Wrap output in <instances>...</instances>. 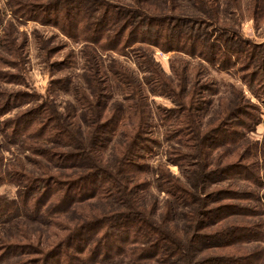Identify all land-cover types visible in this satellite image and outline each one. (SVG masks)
Here are the masks:
<instances>
[{"label": "trees", "instance_id": "trees-1", "mask_svg": "<svg viewBox=\"0 0 264 264\" xmlns=\"http://www.w3.org/2000/svg\"><path fill=\"white\" fill-rule=\"evenodd\" d=\"M4 2L0 117L18 111L0 120V186L14 187L0 191V264H264V248L242 246L264 240L255 217L260 205L264 212V155L260 166L256 145L239 129L252 125L256 105L230 85L232 95L205 121L209 86L195 76L209 64L264 93V41L241 30L244 20H264V0ZM20 18L83 47L81 80L55 85L72 98L61 109L49 97L19 109L29 93L1 85L24 82L28 37L17 29ZM39 41L44 57L53 55ZM154 47L178 55L170 74ZM127 48L140 73L114 56ZM150 94L176 106L155 115ZM162 124L174 141L166 162L179 176L148 161Z\"/></svg>", "mask_w": 264, "mask_h": 264}, {"label": "rangeland", "instance_id": "rangeland-1", "mask_svg": "<svg viewBox=\"0 0 264 264\" xmlns=\"http://www.w3.org/2000/svg\"><path fill=\"white\" fill-rule=\"evenodd\" d=\"M4 0H0V10L3 12L5 9ZM5 12V11H4ZM9 12V11H8ZM10 16V13L7 15ZM19 23L16 24L17 29L22 32H26L28 37V44L25 48V64L27 65L26 71H20L23 74L24 82L20 85H13L7 83L2 87H6L8 90H20L29 93L27 98L20 101V108L22 110H28L35 105L44 104L48 102L49 98H55L59 108L62 107L68 100H71V95L68 90H61L59 86L56 88V83L59 79L69 77L71 83L81 80V73L83 71V65L85 57L83 56V47L78 42L68 40L64 37L56 28L51 26H41L39 23L32 20H18ZM2 24H0V32L2 33ZM244 37L253 40L256 43L264 41V20L262 22H254L251 19L244 20L241 27ZM44 40L48 42V45L54 47L53 55L49 57H44L43 48L41 45ZM21 41L20 39H18ZM39 41V42H38ZM20 43V42H19ZM16 43V44H19ZM45 44H47L45 42ZM43 45V44H42ZM82 47V48H81ZM154 56L157 61H159L163 70L167 73H171L170 62L176 60V53L173 51L162 52L158 48H153ZM72 55V58H71ZM118 60L122 61V64L127 66L134 73H140L137 65L136 54L133 53L131 48H127L125 53L119 55L114 54ZM11 58V57H9ZM184 60L190 61L192 65H196L195 60H191L187 57H180ZM13 59V58H11ZM107 63L109 59H104ZM57 63V65L55 64ZM204 70L201 77V74L196 73L197 83H206V86H209V90L204 91L203 94L207 99L211 101L210 108L208 106V111L205 113L203 120L206 121L210 109H214L217 106V101L222 98L227 99L232 95L230 85L236 87H242L246 96L249 98V101L256 105V109H251L250 113L253 114L252 125H244V128H239L240 130L244 129L245 138L252 145H256L258 155V163L262 166V155H264V93L253 94L248 90L246 84L243 82L240 74H233L232 71H222L214 68L209 64H203ZM4 70H9V66H2ZM10 71L15 72L16 70L11 69ZM140 75V74H139ZM206 79V81H204ZM83 80V79H82ZM30 101V102H29ZM149 107L152 109V112L155 113L156 109H172L176 105L172 100L165 96L159 95H149ZM18 110H12L4 114L1 119L6 117H12L15 112ZM156 115V113H155ZM156 119V118H155ZM249 123V122H248ZM156 124L161 125L160 120L157 117ZM247 128V129H246ZM238 129V131H240ZM158 137L161 142L160 145L156 146L155 151L149 154L148 161H150L151 166L156 167L158 163H166L168 149L171 147L173 140H170L165 136V127L162 124V127H157ZM216 142V141H215ZM214 142V143H215ZM247 149L249 148V143ZM6 156L8 154L6 153ZM169 170L174 175H180L181 171L177 164L169 161L167 164ZM232 180L233 177H230ZM228 181V180H227ZM239 185L242 184V180L236 181ZM226 183V182H223ZM1 192H10L14 193V187L12 185H2L0 186ZM264 192V186L259 189V195ZM163 195V194H161ZM263 206L260 205L259 214L255 217H258L263 221V232H264V212L262 209ZM256 220V218H254ZM242 246H247L248 248H264V240L247 243L243 242Z\"/></svg>", "mask_w": 264, "mask_h": 264}]
</instances>
